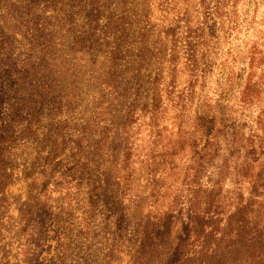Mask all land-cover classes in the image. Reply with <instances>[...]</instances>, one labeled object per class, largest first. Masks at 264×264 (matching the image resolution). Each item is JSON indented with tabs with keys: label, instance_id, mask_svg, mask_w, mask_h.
I'll list each match as a JSON object with an SVG mask.
<instances>
[{
	"label": "rangeland",
	"instance_id": "rangeland-1",
	"mask_svg": "<svg viewBox=\"0 0 264 264\" xmlns=\"http://www.w3.org/2000/svg\"><path fill=\"white\" fill-rule=\"evenodd\" d=\"M252 2L243 39L264 51V0ZM139 3L0 0V264H132L155 235L168 263L209 258L187 244L179 193L199 101L166 98L151 119L154 38ZM177 81L186 92L182 66ZM257 112H236L245 133Z\"/></svg>",
	"mask_w": 264,
	"mask_h": 264
},
{
	"label": "trees",
	"instance_id": "trees-1",
	"mask_svg": "<svg viewBox=\"0 0 264 264\" xmlns=\"http://www.w3.org/2000/svg\"><path fill=\"white\" fill-rule=\"evenodd\" d=\"M138 2L143 32L154 38L151 119L156 122L166 98L177 103L199 101L195 119L202 135L199 143L191 145L179 192L185 194L187 244L198 242V253L204 257L210 250L204 264H264V51L243 39L253 2ZM153 5L158 19L149 26ZM241 44L247 54L241 51ZM181 66L187 74L183 93L176 90ZM225 91L231 93L232 105H223ZM255 107V127L250 125L245 133L247 122L237 119L236 112L245 115ZM156 157L149 163L154 171L164 164ZM173 216L171 213L169 219ZM169 236L165 234L167 239ZM153 241L155 246L143 247L132 264H142L145 257L178 264L166 260L171 247L163 253L158 248L160 238L155 235ZM187 253L179 261L189 258Z\"/></svg>",
	"mask_w": 264,
	"mask_h": 264
}]
</instances>
